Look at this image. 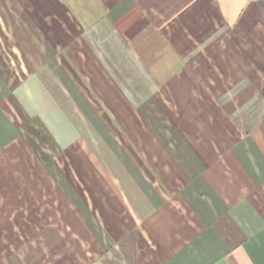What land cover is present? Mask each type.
<instances>
[{"label":"crops","instance_id":"obj_1","mask_svg":"<svg viewBox=\"0 0 264 264\" xmlns=\"http://www.w3.org/2000/svg\"><path fill=\"white\" fill-rule=\"evenodd\" d=\"M0 264H264V0H0Z\"/></svg>","mask_w":264,"mask_h":264}]
</instances>
